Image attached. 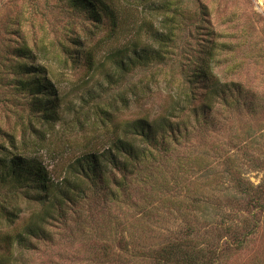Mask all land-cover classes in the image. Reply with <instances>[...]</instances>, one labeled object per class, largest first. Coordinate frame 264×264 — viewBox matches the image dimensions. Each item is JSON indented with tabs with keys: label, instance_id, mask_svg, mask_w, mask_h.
Instances as JSON below:
<instances>
[{
	"label": "trees",
	"instance_id": "trees-1",
	"mask_svg": "<svg viewBox=\"0 0 264 264\" xmlns=\"http://www.w3.org/2000/svg\"><path fill=\"white\" fill-rule=\"evenodd\" d=\"M60 2L71 20L85 27L86 38L72 27L70 35L50 36L48 29L40 37L29 35L24 29V11L0 32V106L5 112L0 117V221L11 225L17 221L23 212L19 198L38 206L20 230L5 238L9 246L24 252L38 250L41 242H53L50 227L70 222L71 212L75 214V208L90 200L117 206L130 201L127 192L133 187L139 191L137 184L153 178L159 160L170 156V161L174 147L188 139L192 114L203 122L208 120L206 110L219 100L229 106L238 102L229 101L232 92L215 73L224 45L209 41L197 52L199 64L194 69L189 56L188 60L185 56L188 63H181L182 34L211 23L207 7L199 0L195 2L198 16L191 14L188 3L192 0ZM123 4L134 12L141 9L129 28ZM102 28H107L105 36L87 46L86 40ZM53 67H85L92 77L100 72L110 87V97L103 102V94L90 101L81 98L78 108H64L66 97L56 84ZM163 68L169 69L167 84L173 90L162 113L125 117L131 107L143 110L149 91L143 82L131 84L132 77L139 71ZM177 73L183 76L180 81ZM205 85L212 97L200 94L203 103L194 108V90ZM69 113L74 119L68 127H79L74 136L71 130L63 134L56 130ZM78 140L83 143L74 145ZM43 150L52 168L41 158ZM190 240L165 245L156 251L155 259L162 264L213 262L217 251L190 244ZM110 250L104 248L111 255ZM19 263L20 258H0V264Z\"/></svg>",
	"mask_w": 264,
	"mask_h": 264
},
{
	"label": "rangeland",
	"instance_id": "rangeland-1",
	"mask_svg": "<svg viewBox=\"0 0 264 264\" xmlns=\"http://www.w3.org/2000/svg\"><path fill=\"white\" fill-rule=\"evenodd\" d=\"M199 1L207 7L211 23L201 30L188 28L182 34L181 63H188L189 56L194 69L199 64L197 52L204 45L209 41L224 45L215 73L232 92L229 101L237 99V104L229 106L219 100L206 110L209 116L203 122L192 114L188 139L174 147L170 161V156L159 160L153 178L147 179V184H137L139 191L133 187L127 192L130 201L117 206L90 200L75 208V214L71 212L70 222L51 226L54 241L39 243L38 250L24 252L16 245L9 246L5 239L20 230L31 211L38 208L19 198L23 212L17 221L12 225L0 221V258H20L19 264H162L155 259L157 250L173 241L191 239L188 243L217 251L209 264H264V0ZM195 2L188 3L192 16L199 15ZM123 6L129 28L141 9L134 12V8ZM22 11L29 35L40 37L42 30L48 29L50 36H64L71 27L82 37L88 34L63 11L60 0H0V32ZM107 32L102 28L86 45H93ZM53 70L66 97L64 108H78L81 98L90 101L103 94V102L110 97V87L100 72L92 77L85 67ZM168 71L147 69L132 77L131 84L143 82L149 91L143 110L131 107L125 117L162 113L173 90L167 84ZM182 78L177 73V81ZM194 92V108L203 103L200 94L212 97L206 85ZM93 104L91 101L90 106ZM4 113L0 106V117ZM66 117L56 130L59 134L71 130L74 136L78 125L68 127L74 114ZM78 141L73 144L83 143ZM40 155L52 168L49 155L44 150ZM106 246L113 251L111 255L104 251Z\"/></svg>",
	"mask_w": 264,
	"mask_h": 264
}]
</instances>
